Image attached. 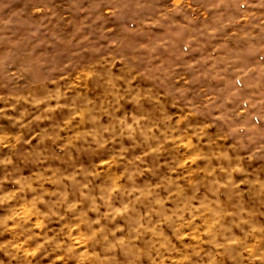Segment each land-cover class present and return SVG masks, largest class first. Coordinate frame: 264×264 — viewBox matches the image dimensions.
<instances>
[{
    "label": "clouds",
    "instance_id": "clouds-1",
    "mask_svg": "<svg viewBox=\"0 0 264 264\" xmlns=\"http://www.w3.org/2000/svg\"><path fill=\"white\" fill-rule=\"evenodd\" d=\"M28 2L0 0V264H264V0Z\"/></svg>",
    "mask_w": 264,
    "mask_h": 264
},
{
    "label": "rangeland",
    "instance_id": "rangeland-1",
    "mask_svg": "<svg viewBox=\"0 0 264 264\" xmlns=\"http://www.w3.org/2000/svg\"><path fill=\"white\" fill-rule=\"evenodd\" d=\"M30 7H31V4L28 2V0H14V3L12 4L13 9L30 8ZM86 58L87 57H85V59Z\"/></svg>",
    "mask_w": 264,
    "mask_h": 264
}]
</instances>
